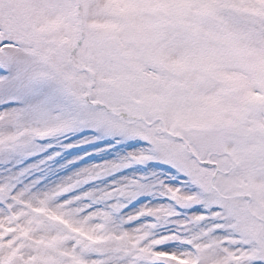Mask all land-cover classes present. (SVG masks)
<instances>
[{
  "label": "snow or ice",
  "instance_id": "1",
  "mask_svg": "<svg viewBox=\"0 0 264 264\" xmlns=\"http://www.w3.org/2000/svg\"><path fill=\"white\" fill-rule=\"evenodd\" d=\"M0 264H264V0H0Z\"/></svg>",
  "mask_w": 264,
  "mask_h": 264
}]
</instances>
